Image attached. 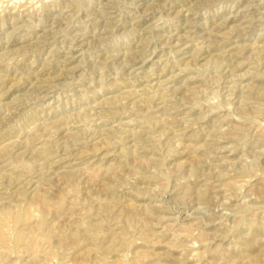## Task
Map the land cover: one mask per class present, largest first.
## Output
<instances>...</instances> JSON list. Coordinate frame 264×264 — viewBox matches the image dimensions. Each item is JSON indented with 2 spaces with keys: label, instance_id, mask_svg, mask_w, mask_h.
Segmentation results:
<instances>
[{
  "label": "rangeland",
  "instance_id": "374dc122",
  "mask_svg": "<svg viewBox=\"0 0 264 264\" xmlns=\"http://www.w3.org/2000/svg\"><path fill=\"white\" fill-rule=\"evenodd\" d=\"M0 264H264V0H0Z\"/></svg>",
  "mask_w": 264,
  "mask_h": 264
}]
</instances>
